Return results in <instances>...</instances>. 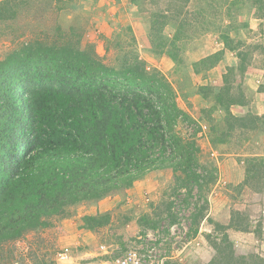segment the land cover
<instances>
[{"label": "trees", "instance_id": "trees-1", "mask_svg": "<svg viewBox=\"0 0 264 264\" xmlns=\"http://www.w3.org/2000/svg\"><path fill=\"white\" fill-rule=\"evenodd\" d=\"M190 1L167 0L165 8L152 13L150 39L157 48L171 47L174 58H178L177 40ZM171 18L177 29L168 39L163 30ZM225 43L237 51L239 64L227 67L224 85L217 92L212 86L202 89L208 90L207 97L215 92V103L226 111V137L234 130L258 128L263 116L252 112L238 116L231 111L234 104L248 103L237 73L243 79L254 47L242 41L235 45L229 36ZM222 53L210 54L201 62L209 61L212 67ZM117 58L119 69L102 61L94 49L50 46L43 53L17 52L0 61V247L27 230L48 225V217L67 205L101 198L131 186L148 171L165 168L174 171V194L185 195L182 205H194L190 234L199 232L209 200L200 193L203 200L198 203L190 197L194 189L216 183L218 169L201 162V147L194 137L184 139L175 129L181 118L194 119L178 105L164 75L147 72L132 50ZM245 161V182L256 191L264 190L260 185L264 156ZM163 204L168 220L175 222V201ZM161 207V203L152 206V214L159 216ZM241 214L232 212L229 225L216 223L224 229L221 242L207 234L216 255L206 264H264L257 253L236 254L229 239L228 228L248 230ZM150 216L142 222L157 227L158 219ZM110 219V213L85 215L84 225L96 229Z\"/></svg>", "mask_w": 264, "mask_h": 264}, {"label": "rangeland", "instance_id": "rangeland-1", "mask_svg": "<svg viewBox=\"0 0 264 264\" xmlns=\"http://www.w3.org/2000/svg\"><path fill=\"white\" fill-rule=\"evenodd\" d=\"M155 1L0 0V61L17 52L43 53L50 46L75 47L94 49L102 61L119 69L117 57L132 50L147 72L164 75L176 93L178 105L194 119L186 122L181 118L175 129L184 139L194 137L201 147V162L218 169L216 183L201 191L194 189L190 197L195 203L209 200L207 217L199 232L190 234L194 205L183 206L185 195L174 194V171L154 169L131 186L67 205L63 212L48 217V225L27 230L22 237L3 244L0 264H114L116 257L131 249L144 257L143 264H206L216 255L206 236L211 234L212 239L221 242L224 229L216 227V223L223 224L211 210L215 213L229 205L232 208L240 190L225 173L238 172V163L243 164L249 157L264 156V74L254 76V87L262 92L255 104L260 110L248 112L261 111L259 115L263 117L256 129L234 130L225 137L226 111L215 103L214 94L224 85V65L227 70L229 63L239 60L237 51L226 46V36L235 45L241 41L252 45L250 67L264 73V0H191L183 34L177 40L178 58L171 56V47L157 48L150 39L152 13L165 8L167 0ZM168 23L163 31L171 39L177 24L172 18ZM218 51H223L221 59L212 67L209 61L201 62ZM237 76L246 89L244 78ZM203 86H212L215 92L204 96L208 90ZM260 185L264 187V176ZM167 201H175L173 214L177 216L173 223L163 204ZM160 203L161 212L156 216L152 206ZM98 213H110V222L96 229L87 228L84 216ZM242 213L245 220L249 218ZM147 215L158 219L157 227L148 228L142 222ZM228 229L236 254H259L239 252ZM101 245H106L109 252ZM66 246L70 247L71 257L59 262L58 252Z\"/></svg>", "mask_w": 264, "mask_h": 264}, {"label": "crops", "instance_id": "crops-1", "mask_svg": "<svg viewBox=\"0 0 264 264\" xmlns=\"http://www.w3.org/2000/svg\"><path fill=\"white\" fill-rule=\"evenodd\" d=\"M239 60L229 63L228 66H238ZM226 66L224 65L221 74L226 72ZM239 74V73H237ZM259 70L254 67H249L245 72L244 85L246 86L245 93L248 98V103L245 105L234 104L231 106V111L238 116L246 115L249 111L255 112L260 107H255L256 99L260 93L258 87H254L255 79L254 76H263ZM240 75V74H239ZM238 77V76H237ZM242 79V78H241ZM243 80V79H242ZM223 81H220V85ZM264 82V81H263ZM254 87V90H253ZM260 110V109H259ZM261 114V111L257 112ZM238 172H226L228 174L230 181L234 184L239 185V192L235 195V202L231 208V205L227 207H222L223 211H216L215 219H217L221 224L227 225L231 221L232 210H238L241 213L246 212L249 218L246 219V224H248L250 230H238L235 228H229L228 232L233 238L236 248L239 252H258L262 257H264V190L256 191L247 182L246 179V164L243 160V164L238 163ZM237 174H236V173ZM220 175V174H219ZM236 178V179H235ZM235 179V180H234ZM102 210V209H101ZM257 211V213H253ZM262 212V213H261ZM243 214V213H242ZM250 224V225H249ZM257 231V232H256ZM210 260L208 257L206 261Z\"/></svg>", "mask_w": 264, "mask_h": 264}, {"label": "built area", "instance_id": "built-area-1", "mask_svg": "<svg viewBox=\"0 0 264 264\" xmlns=\"http://www.w3.org/2000/svg\"><path fill=\"white\" fill-rule=\"evenodd\" d=\"M102 248H105V252H109L106 249V245H101ZM70 247H64L58 252L57 260L59 262H67L71 257L70 255ZM145 261L144 257L139 253V251L131 249L126 251L123 255L116 257L113 260L114 264H143ZM81 264H89V263H81Z\"/></svg>", "mask_w": 264, "mask_h": 264}]
</instances>
